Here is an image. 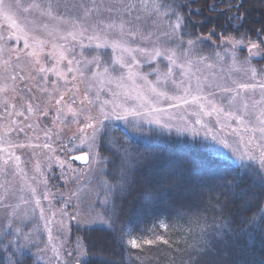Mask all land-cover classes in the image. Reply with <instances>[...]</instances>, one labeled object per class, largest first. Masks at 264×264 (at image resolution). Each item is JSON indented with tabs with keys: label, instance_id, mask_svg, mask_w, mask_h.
I'll use <instances>...</instances> for the list:
<instances>
[{
	"label": "rangeland",
	"instance_id": "obj_1",
	"mask_svg": "<svg viewBox=\"0 0 264 264\" xmlns=\"http://www.w3.org/2000/svg\"><path fill=\"white\" fill-rule=\"evenodd\" d=\"M49 3L53 5L51 16L47 15L48 10L45 7ZM57 3L62 6L55 7ZM37 4L40 5L39 8L33 6ZM153 4L159 6L158 14H153L155 10L150 7ZM3 5L4 7H0V36L4 37V40H0V46L5 47V52L0 55V76L4 74V61L11 55L10 62L14 66L11 74L24 79L16 81L0 79V87L5 89L0 91V240L5 241L6 248L11 241L14 249L29 251L37 261L44 264H76L86 258L88 253L82 238L73 235L72 226L73 224L80 226L109 224L103 208L108 205L112 184L104 175V157L101 151L96 149L100 155L94 157L87 144L80 142L81 138L87 139V136L91 135V129H88L86 133L80 132V128L84 127L87 121L84 116L78 115L76 119H79L81 123L74 122L72 115L68 112V106L71 105L73 111L77 112L81 109H90L91 114L95 116L100 111L97 105L105 100H112L113 93L119 94L115 98L117 103H123L125 95L130 93L126 106H138L140 101L131 97L136 96L137 92L134 89L142 82L137 80L136 85H133L132 81L126 78V70L113 63L111 48L85 47L84 55L81 56L80 37L77 36V41L74 42L69 35L70 32H78L79 27L73 29L67 21L78 20V25L84 26L103 22L101 27L115 21L117 28L108 33L110 41L127 39V36L123 38L120 36L119 25L123 22L125 30L135 27L144 36L151 33L152 43L140 39V34L136 40L141 47L151 49L171 46L165 44L168 37L164 33L171 32L169 24L175 23V17L165 15L170 11L161 5L160 0H143V2L142 0H3ZM79 5H84L90 10L86 25L84 20L78 19L84 16V10ZM124 5H135V7L129 11ZM19 29L28 30L30 36L45 42L40 57L45 67H51L54 63L53 59L48 58L49 53L55 56L67 49L65 54L68 55L75 45L74 54L77 60L82 61L81 70L84 71V75L75 73L77 79L73 81V73L68 74L67 88L70 91L65 93V81L53 73H48L47 83L42 82V74L36 71L40 65H34L32 58L25 57L23 51L20 52L19 63H16V53L9 54L7 50L15 45V41H7V45L4 41ZM88 35H92L91 31L85 33V36ZM229 37L233 38L232 42H229ZM184 40L186 42L187 38ZM235 41H242V43L237 45ZM250 42L259 45L258 51L252 50L257 52L256 55L249 53ZM83 43L87 45L88 40L84 39ZM15 46L23 50V41L21 40ZM215 46L219 48L212 47L207 53L197 51L198 47H196V51L191 55L193 64L189 72L190 83L195 89L197 77H199L204 87L203 94L213 93L214 95L209 96V99H214L218 104L222 102L227 107L228 97L219 87L211 85L235 87L233 81L259 83L261 76L264 75V44L244 37L228 36L222 37L220 44ZM185 48H187L186 43ZM233 50L236 56L235 62L232 57ZM217 53L219 56L216 55ZM94 55L99 56L101 72L103 67H108L110 77L124 75L125 78L119 81L114 79L111 83L108 82V77L104 76L101 77L104 83H101L100 79H94L91 72L84 69V64ZM137 55L142 61L138 71L150 73L148 76L150 81L155 82L157 77V73L152 72V69L158 67L161 73L166 71L167 60L157 58L153 63H143L144 57ZM200 57L205 59L200 61ZM246 59L250 67L244 63ZM180 62H183V58ZM208 64H212L213 67L208 68ZM67 67V60L60 64L62 70L66 71ZM73 67L76 65L74 64ZM91 67L94 68V65ZM253 68L255 73L251 71ZM188 78V76L181 77L178 69L174 71L173 79L179 81L188 80ZM163 79L161 75V80ZM53 80L57 81L55 86L51 83ZM101 88L103 92L100 93L97 105H89L88 100L85 99V93L87 92L88 99H94L98 89ZM174 90L170 80L158 86V91ZM61 94H64V101L57 105L56 100ZM143 94L155 101L151 93L144 91ZM241 97L249 104L246 115V122H250L248 126H257L260 110L264 108V104L261 103L260 89L241 90L240 97H237L234 102L233 110L239 109L240 113L244 114ZM82 100L83 104H81ZM28 103L33 105L32 113L26 111ZM168 103L169 101H161L159 106L168 109ZM252 105H255V108ZM6 106L8 111L13 113L24 111L25 115L9 116L5 111ZM111 106L109 104L107 107L111 108ZM186 107V111L184 108L168 109L163 119L167 120L171 116L173 119L170 122L173 124L180 126L186 123L194 124L197 117L192 113L199 109L195 105ZM57 109L62 111L58 113ZM44 111L47 112L46 116L42 115ZM181 117L184 119L182 120ZM129 119L133 118L129 117ZM201 119L209 124L214 132L219 133L220 138H226L232 147L225 148L212 140L198 125L196 128L199 135H194L192 132L182 134L210 140L216 143L222 153L232 161L238 164L252 162L264 171V166H261L260 162V150L257 147L259 132L255 133L257 140L249 144L247 141L253 133L244 132L241 128L239 134H234L232 129L237 127L235 121L228 122L230 127H222L215 124V116H202ZM107 122L123 124L126 121L113 118L105 123ZM142 124L156 127L146 122ZM20 128L24 131L21 132ZM171 131L176 132L175 128ZM45 143H48L50 148H44ZM20 144L26 147H18ZM84 150L88 151L90 157L87 163L82 164L70 158L71 154ZM16 156L20 157L19 161L15 160ZM31 189H35L34 195ZM37 200L40 202L39 205L36 204ZM162 224L166 223L162 222ZM21 232L29 235L30 239L25 240L23 236L18 235ZM132 239H135L137 243L142 241L139 238ZM78 243L80 248L77 247ZM8 254L10 256V252Z\"/></svg>",
	"mask_w": 264,
	"mask_h": 264
},
{
	"label": "trees",
	"instance_id": "obj_2",
	"mask_svg": "<svg viewBox=\"0 0 264 264\" xmlns=\"http://www.w3.org/2000/svg\"><path fill=\"white\" fill-rule=\"evenodd\" d=\"M160 3L169 11L166 5L172 8L185 5L177 10L188 26L190 38H199L196 45L199 52L219 48L215 45L228 36L264 42V0H160ZM237 16L239 21L235 19ZM180 35L189 38L182 30ZM106 125L111 141L108 148L121 157L112 163L109 151L99 149L104 157V175L112 184L108 205L103 208L109 224H73V235L82 238L88 253L76 264H188L191 257H196L200 264H264V236L259 231H241L245 228V217L260 213L264 205L252 201L245 211L242 204L249 197L237 199L224 187L239 171L247 172L246 190L259 191V176L264 171L257 164L232 161L210 140L173 131L159 136L147 132L132 134L127 122ZM121 145H131L152 155L142 163L133 162L134 170L128 172ZM122 175H128L130 183L117 199L113 193ZM218 200L227 204L225 216L219 214ZM114 205L119 206L115 225L110 219ZM224 219L230 221L237 234L225 230L222 237L217 235ZM162 222L166 223V230L160 227ZM120 229L124 230L122 241L116 238ZM157 236H163L168 243H145ZM132 238L142 239L138 247H132ZM4 242L0 240V264H7L12 251L24 264H44L29 251L13 247L9 251Z\"/></svg>",
	"mask_w": 264,
	"mask_h": 264
},
{
	"label": "snow or ice",
	"instance_id": "obj_3",
	"mask_svg": "<svg viewBox=\"0 0 264 264\" xmlns=\"http://www.w3.org/2000/svg\"><path fill=\"white\" fill-rule=\"evenodd\" d=\"M143 2V0H142ZM34 7L39 8L40 5H33ZM62 5L60 3H57L55 7L59 8ZM64 7H67V5H63ZM0 7H4L3 0H0ZM47 8V15L51 16V9L53 8V5L51 3L47 4L45 6ZM80 8L84 10V16L78 19H82L85 22V25L87 24V16L89 14V9L85 8L84 5H79ZM126 9L129 11L131 8L135 7V5H124ZM150 7H152L155 11L153 14H158V8L159 6L153 4ZM170 9L169 13H166L165 15H170L175 17V23H170L169 27L171 28V32H165L164 35L168 37V40L165 42L166 45L171 46H164V47H153L149 49L148 47H141L140 44L136 43L137 36L140 34V30L138 28H129L125 30L123 22L120 23L119 29H120V36L123 38L127 36V39H117V40H111L108 37V33L114 29L117 28V24L115 21L107 23L104 27H101V23H97L95 25L91 26H84V25H78V20H71L67 21L73 29H77L79 27V31H73L70 32L69 35L72 37L73 41H77V36L80 37L79 41V47H80V55L83 56V49L85 47L95 49H101V48H111L113 52V63L118 64L120 68L126 70V78L130 81H132L133 85H136V81L139 80L142 83L140 85H136V88L134 89L137 94L134 97H131L132 99H137L140 101L138 106L134 107H128L126 106L127 100L130 97V93L126 94L124 97L123 103H117L116 97L119 95L118 93H113V99L112 100H105L97 105V102L100 100V93L103 92V89H98L97 94L95 95L94 99H88L87 92L85 93V99L88 100L89 105H97L100 109L98 115H92L90 109H81L79 112L73 111L71 105L68 106V112L72 115L73 121L76 123H81L79 119H76L78 115L84 116V119L87 121L84 123V127L80 128L81 133H86L88 129H91V135L87 136V139L81 138V144H87V147L89 150L93 152V156L100 155V153L96 152V149H102L105 151H109L110 155L113 157L112 163H115L117 159H121L120 154L118 152H112L108 145L111 143V141L108 138V126L106 125V121L110 119H116V120H125L128 123V129L129 132L132 134H140L143 135L146 132L150 133L153 136H159L163 132H170L173 128H175L176 132L179 134H182L184 132H192L194 135H199V131L197 130L196 126H200L205 131L206 136H210L212 140L217 141L218 143L222 144L225 148H231L232 145L228 142L226 138H220L219 133L214 132L212 128H210L209 124L205 123L201 117L207 116L212 117L215 116V124L221 125L222 127L231 125L228 123L229 121H235L237 124L236 128L232 129V132L234 134H239L241 131V128L244 132H251L253 135L249 137L248 143L252 144L254 141L257 140V137L255 133L259 132V143L257 144V147L260 150V162L261 166H264V108H261L259 117L257 119V126L255 127H249L248 124L250 122H246V115L248 114L249 110V104L243 100L241 97V104L242 108L244 110V114H241L239 109H234V102L236 101L237 97H240L241 90H255L257 88L260 89L262 93L261 97V103L264 104V75L261 76V80L257 84H248V83H238L236 81H233V84L235 87H229L224 86L220 87V85H211L215 87H219L221 92L225 94V96L228 97V105L227 107L223 105V103H217L214 99H209V96L214 95L213 93H209V95H204V87L200 83V78L197 77V85L195 89H193L189 76V72L191 70L193 60L191 59V55L194 51H196V45L199 43V38L192 39L191 33L188 30V26L184 23V18L179 14V11L177 9L185 7V5L178 4L177 8H172L171 5H166ZM214 7V6H213ZM110 10V9H109ZM139 19V17H137ZM238 21L240 20V17H235ZM183 31L184 36H188L189 38L185 42V40L181 37L180 31ZM91 31L92 35L85 36V33ZM151 33H149L147 36H144L143 34H140V39L147 40L149 43H152L151 41ZM87 39L88 44L85 45L83 43V40ZM229 42H232L233 38L229 37ZM0 40H4V37L0 36ZM15 41V45H18L21 40L23 41V50L17 48L15 45L8 48L9 54L12 52L16 53V63L18 64L21 56L20 52L23 51V55L25 57H30L33 60L34 65H40L36 69V71L41 75V81L44 83L48 82V73H53L58 78H61L65 81V93L67 91H70V89L67 88L68 81V74L73 73L72 80L77 79V75L75 73H79L81 76L84 75V71L81 70V64L82 61L76 59L75 52V45H73V49L71 52H69L68 55L65 54L67 49L64 51H61L58 55L53 56L52 53L48 54L49 59H53L54 63L51 67H45L44 64L41 61V54L43 53V45L44 41L41 39H38L37 37L30 36L29 31L25 29H19L14 34L7 37V40L4 41V44L7 45V41ZM185 43L187 44V48H185ZM242 41H235V44H241ZM264 43V42H262ZM55 47V46H54ZM62 48L64 46H61ZM30 49V51H28ZM252 50H259V45L256 43L250 42V49L249 53L250 55H256L257 52H253ZM5 52V47L0 46V55H2ZM179 53V55H178ZM143 56L144 61L143 63H153L156 61L157 58H163L167 60L168 66L165 72L161 73L159 68H154L151 71L157 73V77L155 82L150 81L148 79V76L150 73H141L138 71V69L142 65L141 59L138 57ZM219 56V53L216 54ZM233 62L236 60L235 51L232 52ZM181 58H183V62L181 61ZM204 57H200L199 60H204ZM67 60V69L62 70L60 68V64ZM11 55H9V59L4 61V74L0 76V79L4 80H12L16 81L17 79H24V77H18L17 75H12L11 70L14 68V66L11 64ZM245 64L249 65V61L246 59L244 61ZM76 65V67H73V65ZM94 65V68L91 67ZM101 62L98 55H94L91 60L87 61L86 64H84V69L91 72V75L94 79H100L101 83H104V80L101 79L102 76L108 77V82L111 83L113 80H123L125 77L124 75H121L119 77H110L109 76V68L103 67L101 72ZM208 68H212V64L207 65ZM179 70L181 77L188 76V80L181 79L177 81L176 79H173L174 71ZM253 73H255V69H251ZM161 75L164 77L163 80H161ZM205 79H207L205 77ZM171 81V84L174 86V91H158V86L161 84L167 83L168 81ZM52 85L55 86L57 84V81L53 80L51 81ZM5 89L0 87V91H4ZM55 90V88H54ZM144 91H147L148 93H151L153 97H155V101L152 99H149L148 96L144 95ZM234 93V95H233ZM223 100V98H222ZM64 101V94L60 95V98L56 100V104L60 105L61 102ZM161 101H169L168 103V109H181L184 108L185 111L187 110L186 106L195 105L198 107L199 111H194L192 113L193 116H196L197 118L194 121V124H185L183 126L176 125L171 123L170 121L173 119V117L169 116L167 120L163 119V116L167 114L168 109H165L163 107H160L159 104ZM72 103H75V100H72ZM84 101H81V104H83ZM111 104V108H108L107 106ZM14 107V106H13ZM253 108H255V105H252ZM5 111L7 115L12 116L13 114L17 116H24V111H18V112H11L8 111L7 106L5 107ZM26 111L28 113H32L34 111L33 105L31 103H28L26 106ZM62 109H57V112H61ZM42 115H47V112L44 111ZM129 117H132L133 119H129ZM221 117H223V120H221ZM59 118V116L57 117ZM183 120L184 118L181 117ZM142 122H146L148 124H154L156 125V128H150L145 129L142 126ZM13 123H15L13 121ZM31 127V125H29ZM21 132L24 131L23 128L19 129ZM128 132L124 133V136H128ZM243 139V137H241ZM38 146V145H37ZM18 147H26L24 144L18 145ZM44 148H50V145L48 143H45L43 145ZM121 151L123 152V160L128 165V172L133 171V162L136 164L142 163L149 159L152 154L150 153H143L137 151L135 148H133L131 145H121ZM74 159L76 160H82L87 161L88 156L87 155H78L75 156ZM101 159L103 157L101 156ZM16 161L20 160L19 156L15 157ZM7 163V161H5ZM63 167V165H61ZM247 176V172L244 174H241L239 171H237L236 176H234L231 180H229L224 187L227 188L228 194L234 195L237 197V199L244 200V197H249L248 200H245L242 204V208L247 211L249 207H251V202L256 201L257 203L264 205V175L259 176L260 180V190L257 192H250L246 190L245 186V179ZM130 183V177L128 175H122L120 182L117 183L114 189V196L118 199L124 191H126L127 187ZM195 194V189L191 190ZM31 192L33 195L35 194V189H31ZM39 200L36 201V204L39 205ZM217 204L219 205V214L221 216H225L226 210H227V204L218 200ZM178 213L180 212V209H177ZM119 218V206L114 205L112 209V215L110 219L112 220V224L115 225L116 220ZM245 228L241 229V231H250L255 232L259 231V233L264 236V208H261L260 213L253 214L252 216L245 217L244 220ZM160 227L167 229L166 224H161ZM115 230V229H114ZM227 230V232L231 234H237L236 230L231 227V223L228 219H224L220 226V231L217 233L218 236L222 237L224 234V231ZM123 234L124 230L120 229L117 231V239L123 240ZM18 235L23 236L25 240H29L30 236L25 233H18ZM156 241H160L164 244H167L168 241L163 236H157L155 240H146L145 243L151 245L155 243ZM205 246H207L208 241L203 242ZM132 247H138V243L135 239L131 240ZM18 246V245H17ZM77 247L80 248L79 243L77 244ZM8 250H12V242H9ZM69 255L71 256L72 253L70 252ZM7 264H24V261L16 255V252L12 251V254L7 259ZM188 264H200V261L196 257H191L188 261Z\"/></svg>",
	"mask_w": 264,
	"mask_h": 264
},
{
	"label": "water",
	"instance_id": "obj_4",
	"mask_svg": "<svg viewBox=\"0 0 264 264\" xmlns=\"http://www.w3.org/2000/svg\"><path fill=\"white\" fill-rule=\"evenodd\" d=\"M78 155H87L88 156L87 161H82V160H76V159H74V157L75 156H78ZM71 158L74 159V160H76V161H78V162H80V163H87L89 161V158L90 157H89V153L87 151H81V152H77V153L72 154L71 155Z\"/></svg>",
	"mask_w": 264,
	"mask_h": 264
}]
</instances>
